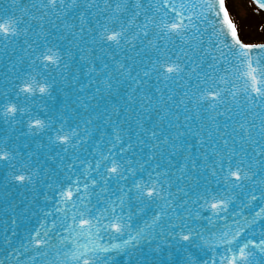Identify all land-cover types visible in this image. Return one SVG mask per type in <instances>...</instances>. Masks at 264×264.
Returning a JSON list of instances; mask_svg holds the SVG:
<instances>
[{
  "label": "snow or ice",
  "instance_id": "snow-or-ice-1",
  "mask_svg": "<svg viewBox=\"0 0 264 264\" xmlns=\"http://www.w3.org/2000/svg\"><path fill=\"white\" fill-rule=\"evenodd\" d=\"M0 264H264V41L227 0H0Z\"/></svg>",
  "mask_w": 264,
  "mask_h": 264
},
{
  "label": "rangeland",
  "instance_id": "rangeland-1",
  "mask_svg": "<svg viewBox=\"0 0 264 264\" xmlns=\"http://www.w3.org/2000/svg\"><path fill=\"white\" fill-rule=\"evenodd\" d=\"M227 3L242 39L264 41V14L249 0H227ZM255 16H259V20H254Z\"/></svg>",
  "mask_w": 264,
  "mask_h": 264
},
{
  "label": "water",
  "instance_id": "water-1",
  "mask_svg": "<svg viewBox=\"0 0 264 264\" xmlns=\"http://www.w3.org/2000/svg\"><path fill=\"white\" fill-rule=\"evenodd\" d=\"M255 2V0H253ZM263 12H264V9H261ZM246 42H255V41H247L245 40ZM258 42H261V41H258Z\"/></svg>",
  "mask_w": 264,
  "mask_h": 264
},
{
  "label": "bare ground",
  "instance_id": "bare-ground-1",
  "mask_svg": "<svg viewBox=\"0 0 264 264\" xmlns=\"http://www.w3.org/2000/svg\"><path fill=\"white\" fill-rule=\"evenodd\" d=\"M238 2H240V1H238ZM254 20H259V16H255Z\"/></svg>",
  "mask_w": 264,
  "mask_h": 264
}]
</instances>
